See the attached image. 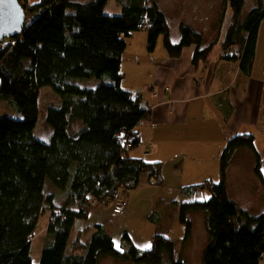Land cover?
Listing matches in <instances>:
<instances>
[{
	"label": "trees",
	"instance_id": "trees-1",
	"mask_svg": "<svg viewBox=\"0 0 264 264\" xmlns=\"http://www.w3.org/2000/svg\"><path fill=\"white\" fill-rule=\"evenodd\" d=\"M19 2L37 16L21 35L5 39L0 48V103H10L21 115L0 118V264H34L32 243L46 212L47 241L39 264H101L107 257L133 264H188L177 255L173 238L159 233L150 250L138 248L128 232L118 250L102 224L95 225L87 241L80 230L73 241L70 238L76 222L88 220L96 208L106 207L113 214L117 194L127 197L123 215H113L120 218L129 209L131 191L148 182L159 187L164 183L163 163L133 156L142 145L139 129L151 121L152 106L145 94L122 86L129 40L147 32L151 54L163 36L172 59L194 45L192 64L197 74L203 64L208 68L212 50L220 45V58L237 63L241 74L251 77L264 0H257L246 17L245 0H223L219 25L225 35L207 47L203 35L186 23L180 26V42H173L168 19L155 0H116L119 15L106 14L109 0ZM92 79L97 82L91 89L77 83ZM44 86L61 97V104L47 112L46 122L53 130L50 142L34 136ZM216 100L218 110L229 119L233 108L228 92ZM261 113L264 121V107ZM243 149L254 155L255 174L264 186L255 136L241 133L230 137L220 154V180L181 189L192 200L178 205L184 246L192 238L190 215L205 216L208 244L203 264H261L264 259V213L242 208L228 191L231 164ZM48 183L71 208L61 207L56 195L46 194ZM199 193L210 198L194 201ZM154 215L150 219L159 224L161 215Z\"/></svg>",
	"mask_w": 264,
	"mask_h": 264
},
{
	"label": "rangeland",
	"instance_id": "rangeland-1",
	"mask_svg": "<svg viewBox=\"0 0 264 264\" xmlns=\"http://www.w3.org/2000/svg\"><path fill=\"white\" fill-rule=\"evenodd\" d=\"M76 3H89L93 0H73ZM159 5L161 11L166 15L170 28L171 34L173 33L172 40L175 43L180 42V26L182 23H186L190 26L195 27L204 37L205 47L208 45L217 42L219 36L221 38L225 35V30L220 31L219 20L221 16L222 10V2L223 0H155ZM257 0H245V5L243 8V17H246L249 12L256 6ZM40 0H29V4H36L39 3ZM121 13V7L117 4L116 0H109L106 6V14L108 15H119ZM37 16V14H30L26 11V26L32 22V20ZM140 35H135L134 41L129 40L128 42V49L125 53V57L122 63V70L124 73H127V76L124 78L122 82V86L124 89L131 90L136 93L138 91L145 94L147 97L150 94V86L152 85V80L149 78L148 73H152L155 68L153 67L152 62L154 61L156 64L163 60L165 57L168 56L165 46H164V38L163 36L160 37L158 41V46L154 53L147 52V49L144 48L142 36L144 39L148 38L147 32L139 33ZM7 44V41L3 43V46ZM218 44V43H217ZM0 44V48H1ZM195 46H192L193 55ZM189 48L185 49L190 53L192 50H188ZM221 46L216 45L212 50V53L209 57V65L215 64L218 62H222L224 64H230L232 67L230 70L233 71L235 75L238 76L237 70L235 67L238 65L237 63L233 62H226L220 58L221 56ZM186 54V53H185ZM191 54V53H190ZM191 57V56H190ZM187 59V55L183 56V63L184 60ZM29 62H25L24 65H28ZM139 63V65H138ZM254 69L253 73L254 76L260 78L259 80H263L264 77V20L261 22L259 28V35L257 39V47H256V55H255V62H254ZM208 68L205 70V64L201 66L199 72L197 74L198 80H201V77H204L206 72L209 71ZM151 71V72H149ZM209 74V73H208ZM97 80H87V81H78V85L81 87H88L89 89L94 88L96 86ZM213 100V99H212ZM219 100L212 101L213 105H216ZM61 104V97L53 91V89L49 86H44L40 90L39 96V119L34 129V136L44 142H50L52 140L53 130L47 124L46 117L49 107L51 106H59ZM264 107V98L263 104L260 110V122L259 124L253 125L251 127L245 128L246 131L254 134L255 136V145L258 149L259 153L261 154L262 159V172H264V121H262V108ZM11 117V118H21V115L14 107L6 102L3 101L0 103V118L1 117ZM205 136H198V139L195 142H205ZM143 145V144H142ZM140 146L138 149L142 150L143 146ZM142 147V148H141ZM137 149V150H138ZM133 151V156L141 155L139 154L140 150ZM246 150V149H243ZM238 152H244L242 150ZM238 154V153H237ZM241 165L247 167L249 164L248 157L243 153ZM140 158V157H139ZM145 158V157H142ZM146 160L149 158H145ZM254 170L256 166V159L254 158ZM148 161V160H147ZM190 164V161L188 160ZM253 163V161H252ZM183 165V158L180 157L176 159L170 165H166L167 171L171 173L170 175L163 176L164 178V186L166 188L171 187H180L181 184L188 185L191 181H200V176H187L189 167L186 168ZM232 165V164H231ZM190 168H196V165H189ZM211 167V164H208V168ZM184 168L186 170H184ZM177 169L180 173L179 176H174L173 172ZM183 169V170H182ZM236 173L238 170L235 171ZM239 173L243 172L240 170ZM165 174V171L164 173ZM233 176V174H232ZM238 177V176H237ZM239 178V177H238ZM203 181V180H202ZM153 185L156 183L152 182ZM160 189V188H159ZM155 187L152 188L149 184H145L142 188L131 191L129 194V206L127 213L125 216L118 218L115 216L117 215L111 211H109L106 207H98L96 208L90 215L88 220L84 221H77L75 224V228L72 232L70 242L73 241L78 233V231H83V240L87 241L91 236L92 229H94L96 224L104 225L113 235L115 246L118 250H121L123 247V237L126 232H128L134 243L137 245L138 248L141 250H150L153 243V238L156 233H167L170 231V236L174 237L173 240L176 243L177 255L184 257L188 264H203L202 263V256L205 250V247L208 244V233L206 230V223H205V216L203 213L194 212L190 215V219L192 221V238L186 246L183 244L184 238V227L178 221H176V215H179L175 211V208H172L169 203L171 202L173 197L169 196L166 198L164 196L163 191H159ZM166 193H170L166 189ZM46 194H53L59 198V204L61 207H72L69 201L65 197H63L60 191H57L50 183L46 186ZM62 195V196H61ZM210 197L209 195L200 194L195 196L194 201H206ZM163 204L169 208H166L164 213L160 209V205ZM172 208V209H170ZM157 212V213H156ZM164 215L163 222L157 224L154 220H151L150 217L152 214L155 216L154 218L158 217V214ZM115 215V216H113ZM175 219V220H174ZM49 222V213L46 212L40 218L39 223V231L35 239L32 243L31 248V257L34 261V264H39L41 251L45 246L47 241L46 236V228ZM174 228H173V227ZM173 228V229H171ZM101 264H133L130 262L125 261H117L111 257L104 258L101 261Z\"/></svg>",
	"mask_w": 264,
	"mask_h": 264
},
{
	"label": "crops",
	"instance_id": "crops-1",
	"mask_svg": "<svg viewBox=\"0 0 264 264\" xmlns=\"http://www.w3.org/2000/svg\"><path fill=\"white\" fill-rule=\"evenodd\" d=\"M134 37L135 35L130 40L134 41ZM142 41L147 49V41L143 36ZM189 49L192 50L191 54L184 50L179 59L164 56L159 63L152 62L151 65L155 68L148 75L153 82L147 96V101L152 106V116L151 121L139 129L143 148L138 149L141 155H136L149 158V162L163 163V176H171L165 166L182 157V166L189 167L187 176H200V181H191L188 185L181 184L180 187H159L148 182L152 188H160L159 191L162 190L166 198L173 197L172 201L167 203L173 206L177 213L179 203L192 201L191 197L182 193L183 187L200 184L206 180H220V154L226 142L235 135L250 133L245 128L259 124L264 98V80H259L254 73L251 77H245L238 65L235 67L237 76L230 70L234 67L230 64H210V72H206L204 77L198 80L192 64L193 49ZM184 55H187V59L183 63ZM226 92L233 108L229 119L224 117L217 105L212 104V101ZM198 136H205V142H195ZM242 151L244 152L236 154L229 170V195L239 206L259 215L264 213V186L255 174L254 155L247 149ZM243 153L249 161L246 168L241 165ZM191 164L196 165V168H190ZM208 164H211L210 168ZM240 170L243 174L239 173ZM179 173L177 169L173 172L174 176H179ZM166 189H170V193H166ZM166 208L169 207L160 205L163 213ZM163 213L160 223L163 222ZM177 221L176 218L175 224ZM159 234L174 238L168 235L170 231ZM261 264H264V259Z\"/></svg>",
	"mask_w": 264,
	"mask_h": 264
},
{
	"label": "water",
	"instance_id": "water-1",
	"mask_svg": "<svg viewBox=\"0 0 264 264\" xmlns=\"http://www.w3.org/2000/svg\"><path fill=\"white\" fill-rule=\"evenodd\" d=\"M26 11L19 0H0V44L26 29Z\"/></svg>",
	"mask_w": 264,
	"mask_h": 264
},
{
	"label": "built area",
	"instance_id": "built-area-1",
	"mask_svg": "<svg viewBox=\"0 0 264 264\" xmlns=\"http://www.w3.org/2000/svg\"><path fill=\"white\" fill-rule=\"evenodd\" d=\"M127 147L131 148L132 144L131 143L127 144ZM115 199H116V205L114 207L113 212L117 215H120V214H122V212H124V210L127 206V197H125L121 194H117Z\"/></svg>",
	"mask_w": 264,
	"mask_h": 264
}]
</instances>
